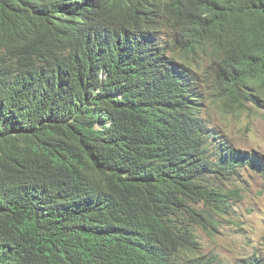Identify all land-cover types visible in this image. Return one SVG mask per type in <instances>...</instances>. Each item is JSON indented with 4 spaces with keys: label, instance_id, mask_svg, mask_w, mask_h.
Instances as JSON below:
<instances>
[{
    "label": "trees",
    "instance_id": "obj_1",
    "mask_svg": "<svg viewBox=\"0 0 264 264\" xmlns=\"http://www.w3.org/2000/svg\"><path fill=\"white\" fill-rule=\"evenodd\" d=\"M183 1L0 0V264H222L198 229L217 232L244 199L231 182L264 165L212 112L264 118L245 92L264 89V0H239L247 27L209 18L255 48L219 81L188 54Z\"/></svg>",
    "mask_w": 264,
    "mask_h": 264
},
{
    "label": "rangeland",
    "instance_id": "obj_2",
    "mask_svg": "<svg viewBox=\"0 0 264 264\" xmlns=\"http://www.w3.org/2000/svg\"><path fill=\"white\" fill-rule=\"evenodd\" d=\"M223 107L224 117L211 110L216 119L212 128L221 131V136L235 147L254 154L264 165V118L242 119ZM231 183L241 189L244 199L231 201L228 213L218 218L217 232L208 234L198 229L202 254L206 260L216 255L222 264H242L250 257L264 259V171L241 169Z\"/></svg>",
    "mask_w": 264,
    "mask_h": 264
},
{
    "label": "clouds",
    "instance_id": "obj_3",
    "mask_svg": "<svg viewBox=\"0 0 264 264\" xmlns=\"http://www.w3.org/2000/svg\"><path fill=\"white\" fill-rule=\"evenodd\" d=\"M179 8L183 16V32L195 38L199 44V49L188 54L193 60L206 58L212 61L209 71L205 73L206 76L216 81L227 80L231 76L242 74L253 68L255 48L252 43L249 44L250 48L245 49L247 52L242 53L236 45L232 46V33L224 32L221 28L223 33L215 34L206 29V27L212 28V19L209 18L214 11L225 13L228 24L234 28L250 26L252 16L242 1L232 0L223 3V0H184ZM236 64L238 69L235 68ZM259 85H261L259 81L253 80L248 86L250 90L246 89L245 92L252 94L264 104V97L260 95L264 89H258ZM252 100L254 98H251V101L242 98L241 102L249 109L256 111L259 109V104ZM262 114L264 115V110ZM254 119H256L255 115L250 116V120Z\"/></svg>",
    "mask_w": 264,
    "mask_h": 264
}]
</instances>
